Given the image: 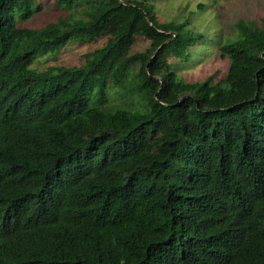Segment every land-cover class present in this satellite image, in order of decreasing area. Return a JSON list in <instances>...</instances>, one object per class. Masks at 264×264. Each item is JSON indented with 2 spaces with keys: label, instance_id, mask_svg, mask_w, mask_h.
<instances>
[{
  "label": "trees",
  "instance_id": "1",
  "mask_svg": "<svg viewBox=\"0 0 264 264\" xmlns=\"http://www.w3.org/2000/svg\"><path fill=\"white\" fill-rule=\"evenodd\" d=\"M152 1L55 0L71 12L29 27L41 4L0 0V264H264V13L191 82L205 3L160 23Z\"/></svg>",
  "mask_w": 264,
  "mask_h": 264
},
{
  "label": "rangeland",
  "instance_id": "2",
  "mask_svg": "<svg viewBox=\"0 0 264 264\" xmlns=\"http://www.w3.org/2000/svg\"><path fill=\"white\" fill-rule=\"evenodd\" d=\"M152 2L155 5L156 18L160 23L168 22L175 15L181 16L178 8L185 7L188 12L190 9H195L200 2L205 3L202 14L193 13L190 16L196 26L193 27L194 25L189 23V26L196 28V31L201 29L204 31L202 32L204 40L198 44V56L195 58L193 53L192 58L195 59L191 62H178L174 67L176 73L191 82L203 80L209 76H212L215 81L223 78L228 71V59L219 49L222 43L220 38L224 39L225 36L234 33L232 25L237 18L258 21L264 13V0H153ZM36 3L41 4V10L26 22L20 23L21 26H40L71 12L56 6L55 0H36ZM78 10L75 7L72 12L77 13ZM186 11H183V14ZM106 40V37H99L87 43L72 40L53 52L37 57L32 67L43 70L47 66H80L84 62L85 55L103 46ZM148 47V41L138 37L132 49L134 52L144 51ZM167 62L174 64L176 58L169 56ZM110 100L115 102L116 97L111 96Z\"/></svg>",
  "mask_w": 264,
  "mask_h": 264
}]
</instances>
